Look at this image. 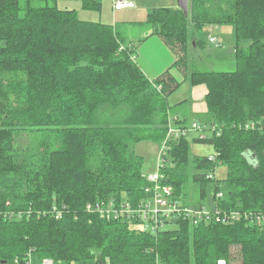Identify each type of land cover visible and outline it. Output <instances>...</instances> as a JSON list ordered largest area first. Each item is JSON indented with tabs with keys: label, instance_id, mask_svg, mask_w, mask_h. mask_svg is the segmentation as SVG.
Listing matches in <instances>:
<instances>
[{
	"label": "trees",
	"instance_id": "1",
	"mask_svg": "<svg viewBox=\"0 0 264 264\" xmlns=\"http://www.w3.org/2000/svg\"><path fill=\"white\" fill-rule=\"evenodd\" d=\"M78 1L83 10L102 11L100 0ZM51 2L0 0V212L40 213L0 222V262L264 264V226L179 219L152 235L135 220L87 211L112 201L136 208L148 197L145 160L134 147L161 144L171 121L188 126L177 113L185 103L168 102L182 83L170 70L150 81L122 26L81 20ZM142 26L148 34L139 44L163 39L176 57L173 68L185 67L191 40L205 47L198 34L233 28L236 70L188 77L192 87L207 88L205 124L220 136L171 141L161 174L184 207L192 178L204 200L208 189L224 191V211L264 213V0H190L188 18L158 8ZM193 142L212 146L217 161L192 157ZM219 164L228 172L216 186L206 175Z\"/></svg>",
	"mask_w": 264,
	"mask_h": 264
},
{
	"label": "built area",
	"instance_id": "2",
	"mask_svg": "<svg viewBox=\"0 0 264 264\" xmlns=\"http://www.w3.org/2000/svg\"><path fill=\"white\" fill-rule=\"evenodd\" d=\"M136 5L127 0H116L114 8L117 11L125 9H133ZM211 42H215L213 37ZM158 91H161L160 86H156ZM213 136H220V131L216 127L208 124H203L194 121L187 127L178 126L174 121L169 122L168 135L161 145L160 163H164V157L167 155L170 142L177 141L182 138L196 139L199 142H205ZM218 155L216 152L208 157L210 162L217 161ZM155 173L146 174V179L150 183V187L146 192L148 197L143 200L136 208L129 203L112 201L108 204L97 202L88 204L87 211L89 213L98 214L105 220H135L137 228L143 233L152 235L166 231L177 224L179 219L189 220L192 226H198L202 223L207 224H230L234 222H249L253 225L264 226V213L249 214L240 212H227L221 209L219 201L224 198L223 192H218L213 195L212 200L203 205L184 207L181 201L175 198V190L173 187L163 183L164 176L161 174V166ZM216 170L212 173H207L206 177L209 180L216 181ZM214 196L215 199L214 200ZM46 213H44L45 215ZM56 219H60L62 213L54 212ZM25 217L33 219L40 217V213L29 212H0V222L5 221H22ZM173 221V223H171ZM43 264H55L52 259H45ZM219 264H226L225 261H220Z\"/></svg>",
	"mask_w": 264,
	"mask_h": 264
},
{
	"label": "rangeland",
	"instance_id": "3",
	"mask_svg": "<svg viewBox=\"0 0 264 264\" xmlns=\"http://www.w3.org/2000/svg\"><path fill=\"white\" fill-rule=\"evenodd\" d=\"M63 1V0H62ZM47 3H52L51 0H34L35 7H44ZM178 4V3H177ZM65 4L60 3V8H65ZM136 5V4H135ZM104 8L102 13L98 12H85L79 11V18L85 21H93L98 22L99 18L104 14ZM86 13V14H85ZM104 16H102V22H104ZM232 28L231 26H228ZM213 28V27H212ZM233 29V28H232ZM136 31V30H135ZM199 39H203L205 41V47H197L194 42L191 40L187 47L186 58H185V67L183 66H175V62L171 67V73L176 77V79L181 82V86L178 90L173 93L169 98L168 102L171 105H177L179 102L188 99V105L181 107L178 109V113L183 115V111L186 109H190L196 107L199 110H205L206 113L197 115L193 113V117L191 121H198L200 123L204 122L205 124L209 118L208 108L205 102L204 96L201 95L200 92H206L207 88L205 86L192 87L188 81L189 75L194 71H209V72H233L236 70V63L234 60L235 51H232V43L234 38L230 35H221L220 32L213 33V31L209 30L208 32H204L202 35L198 34ZM213 37L215 42H211L210 38ZM229 44V45H228ZM170 49V48H169ZM235 50V49H234ZM227 51L229 54H233L232 56L227 55ZM225 54V55H224ZM150 57H157L158 50H151L146 54ZM138 57V55H136ZM143 56L140 55L138 59H142ZM175 59H173L174 61ZM151 61V60H150ZM159 62V58L156 60ZM186 70V71H185ZM164 75V74H163ZM162 75V76H163ZM161 76V77H162ZM159 78V77H158ZM194 103V104H193ZM187 116L192 117L191 114ZM192 123V122H191ZM190 123V124H191ZM189 125V124H188ZM220 131V130H219ZM221 132V131H220ZM161 145L154 142H142L140 144L135 145L134 150L139 155L142 156L145 160L144 171L145 174L155 173L158 169L160 163L161 155ZM214 149L212 146L208 144H200V143H192L191 146V156H207L210 157L214 154ZM227 166L219 164L216 170V181L214 185H218L219 181L225 179L227 177ZM221 188V185H220ZM221 192V191H220ZM224 194V191H222ZM187 197L190 202L191 208H196L197 205H200L203 201L209 202L212 200L213 193L210 189L207 190L208 196L206 199L201 198V193L199 189V185H195L192 182V178H190L187 188ZM223 261V260H221ZM220 262V261H219ZM1 264V262H0Z\"/></svg>",
	"mask_w": 264,
	"mask_h": 264
},
{
	"label": "crops",
	"instance_id": "4",
	"mask_svg": "<svg viewBox=\"0 0 264 264\" xmlns=\"http://www.w3.org/2000/svg\"><path fill=\"white\" fill-rule=\"evenodd\" d=\"M100 1L102 3V11L103 8L105 11L103 12L104 14L102 15L104 16L105 21L102 22V16H101L98 22L104 24H110L113 26H122V30L125 32L124 35L127 40V43L129 45L130 44L136 45L137 46L136 55H138L139 57V51H140V55L143 56L142 59H138V57H136V61L139 67L150 81L156 83V81H158L163 74L171 70V67L174 64L176 57L174 53L166 45L165 41L156 35L146 37L147 39H145L143 43L139 44V40H142L148 34V32L144 29L142 24H145L148 14L154 9H158V8L179 9L177 4L178 1L177 0H127L135 3L136 7L133 9H125L121 11H117L114 8V3L116 0H100ZM60 3L65 4L64 5L65 8L61 9ZM57 6L61 10H76L78 15L80 14L79 11H85L86 13L93 12V11L83 10L81 2L78 0H63V1L57 0ZM102 11L98 13H102ZM211 30L213 31V33L220 32L221 35L228 34L230 35V38L233 37V29L227 26L213 27L211 28ZM233 47H234V41L232 43V48ZM151 50H158L159 55L157 57L147 56L146 54L149 53ZM232 51H235L234 48L232 49ZM227 55L232 56L233 54H229V51H227ZM158 58H159V62H156ZM173 59L175 60L173 61ZM200 93L205 98L206 92H203L202 90V92ZM188 102L189 100L185 99L179 102L177 105L183 103L184 105L181 107H184L188 105ZM193 113L200 115L206 112L203 109L199 110L196 107H193L184 110L183 115H180L179 113L178 115L186 119V124H190L191 122H194L191 121V118H195V116L193 117ZM188 114H191L192 117L187 116Z\"/></svg>",
	"mask_w": 264,
	"mask_h": 264
},
{
	"label": "water",
	"instance_id": "5",
	"mask_svg": "<svg viewBox=\"0 0 264 264\" xmlns=\"http://www.w3.org/2000/svg\"><path fill=\"white\" fill-rule=\"evenodd\" d=\"M178 1V7L180 10H182L185 14V16L189 17L190 12V0H177ZM5 264V263H1Z\"/></svg>",
	"mask_w": 264,
	"mask_h": 264
}]
</instances>
